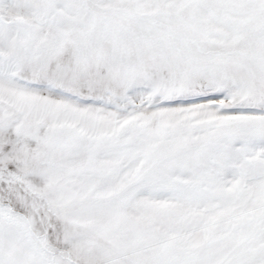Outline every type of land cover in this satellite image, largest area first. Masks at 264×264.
Here are the masks:
<instances>
[{
	"label": "snow or ice",
	"instance_id": "6c2138e0",
	"mask_svg": "<svg viewBox=\"0 0 264 264\" xmlns=\"http://www.w3.org/2000/svg\"><path fill=\"white\" fill-rule=\"evenodd\" d=\"M0 264H264V0H0Z\"/></svg>",
	"mask_w": 264,
	"mask_h": 264
}]
</instances>
